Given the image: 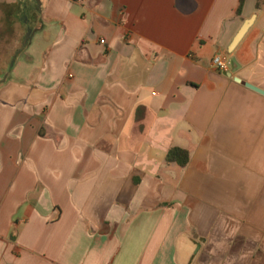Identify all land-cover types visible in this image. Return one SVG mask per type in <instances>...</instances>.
<instances>
[{"label":"crops","instance_id":"crops-1","mask_svg":"<svg viewBox=\"0 0 264 264\" xmlns=\"http://www.w3.org/2000/svg\"><path fill=\"white\" fill-rule=\"evenodd\" d=\"M257 3L0 0V264H264Z\"/></svg>","mask_w":264,"mask_h":264},{"label":"trees","instance_id":"trees-1","mask_svg":"<svg viewBox=\"0 0 264 264\" xmlns=\"http://www.w3.org/2000/svg\"><path fill=\"white\" fill-rule=\"evenodd\" d=\"M244 2H245V0H241L240 7L238 9V14H241ZM263 2H264V0H258V3H257L258 9L261 7ZM0 11L2 13L4 11V8L2 9L0 7ZM5 34L6 33L2 32V30H0V50H4L3 47H4V41L5 40H4L3 36ZM166 159H167V162L169 164H176L177 166H179L181 168H185L190 162V153L188 150H185V149H182L179 147H174V148L170 149V151L167 154Z\"/></svg>","mask_w":264,"mask_h":264},{"label":"water","instance_id":"water-1","mask_svg":"<svg viewBox=\"0 0 264 264\" xmlns=\"http://www.w3.org/2000/svg\"><path fill=\"white\" fill-rule=\"evenodd\" d=\"M254 22H255V16L252 17L251 19L247 20V21L243 24L242 28L240 29L239 33L237 34V36L235 37V39L233 40V42L231 43V45H230V47H229V49H228V55H231V54L235 51V49H236L237 46L240 44V42L242 41V39L245 37V35L248 33V31H249V30L251 29V27L253 26ZM231 65H232L233 67H236V66H237V62H236L235 59H232V61H231ZM235 72H236V71L233 70L229 75L232 76V74L235 73ZM236 80H237L238 82H241L240 79H236ZM1 82H4V80H3V81H0V83H1ZM246 86H248V87H250L251 89L257 91L258 93L264 95V91H263V90H261V89H259V88H257V87H254V86H252V85H248V84H246Z\"/></svg>","mask_w":264,"mask_h":264},{"label":"built area","instance_id":"built-area-1","mask_svg":"<svg viewBox=\"0 0 264 264\" xmlns=\"http://www.w3.org/2000/svg\"><path fill=\"white\" fill-rule=\"evenodd\" d=\"M80 2H83L84 0H78ZM101 44H105V41H101ZM213 64L223 70L228 71L229 67L231 66V62L227 56H217L213 60Z\"/></svg>","mask_w":264,"mask_h":264},{"label":"rangeland","instance_id":"rangeland-1","mask_svg":"<svg viewBox=\"0 0 264 264\" xmlns=\"http://www.w3.org/2000/svg\"><path fill=\"white\" fill-rule=\"evenodd\" d=\"M0 14H1V12H0ZM2 26L4 27V24H1V25H0V27H2ZM2 51H3V50H0V53H2Z\"/></svg>","mask_w":264,"mask_h":264}]
</instances>
